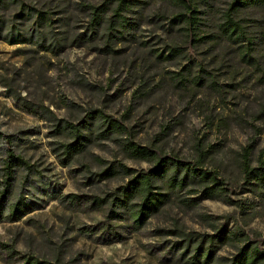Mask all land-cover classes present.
Segmentation results:
<instances>
[{
    "label": "rangeland",
    "instance_id": "1",
    "mask_svg": "<svg viewBox=\"0 0 264 264\" xmlns=\"http://www.w3.org/2000/svg\"><path fill=\"white\" fill-rule=\"evenodd\" d=\"M229 2H193L201 10L211 9L196 35L209 34L201 41L187 36L182 22L156 18L157 13L172 16L177 11L166 0L150 2L139 39L114 45L120 51L102 49L105 41L99 38L58 56L32 57L19 49L28 45L0 39V131L24 135L31 162L47 168L45 189L30 191L31 179L38 178L30 171L19 178L26 198L42 206L19 221H0V264H24L31 254L53 264H179L169 241L174 236L162 233L176 226L175 221L199 234L214 232L211 222H216L264 239V189L247 184L242 171L245 146L253 143V164L264 150V57L255 66L231 39L211 41ZM243 15L251 29L264 32V7H251ZM77 18L85 25L90 16L78 10ZM169 43L182 46V54L158 58V52H169ZM8 80L13 87L4 84ZM14 90L53 113L44 107L30 111L10 95ZM93 107L122 119L135 140L163 154L194 162L205 152L202 165L228 182L233 203L201 198L194 210L173 203L138 230L130 227V220L107 215L108 204L99 205L95 198L112 193L127 179L97 178L100 158L138 171L151 163L126 155L117 140L107 139L62 165L54 150L65 139L55 132L57 118L77 120ZM232 252L229 245L219 251Z\"/></svg>",
    "mask_w": 264,
    "mask_h": 264
},
{
    "label": "trees",
    "instance_id": "2",
    "mask_svg": "<svg viewBox=\"0 0 264 264\" xmlns=\"http://www.w3.org/2000/svg\"><path fill=\"white\" fill-rule=\"evenodd\" d=\"M151 1L104 0L94 4L89 0H0V39L11 44L28 45L19 49L32 57L37 54L43 56V53L58 56L69 47L93 44L99 38L105 41L102 49L120 51L122 48H115L114 45L139 39L138 31L149 15L146 10ZM166 1L172 3L177 11L172 16L157 13L156 18H170L173 24L182 22L180 27L194 41L209 36L196 35L200 27L207 23L205 19L211 13L210 8H197L193 3L195 0ZM251 7H264V0H230L217 21V32L210 34V37L212 42L231 39L238 43L247 62L258 66L264 57V32H261L260 27L251 29L246 24L243 13ZM78 10L90 16L85 25L77 18ZM140 41L148 42L146 39ZM168 51L167 54L158 52V58H176L183 52L182 46L173 43L168 44ZM207 77L214 80L210 74ZM183 78L181 76L180 80ZM194 79L199 78L196 76ZM4 84L13 87L9 80L4 81ZM10 95L30 111L38 112L39 107H44L53 113L42 102H35L18 90ZM55 132L65 136L54 147L64 166L74 162L92 144L107 139L117 140L126 155L151 163L148 169L138 171L124 162L100 158L101 168L95 172L97 178L102 180L118 175L127 179L112 193L97 196L94 202L99 205L108 204L107 215L130 220V227L134 229H141L173 203L182 209L194 210L200 205L201 198H220L231 203L234 201L228 192V182L217 170L202 165L205 152L194 162L176 155L163 154L151 145L135 140L131 129L122 119L100 107L85 110L77 120L58 117ZM26 139L19 133L0 131V153L3 152L0 156V221H19L42 206L40 202L26 198L25 187L19 180L24 171L37 175L36 179L41 184H37L35 178L31 179L30 184L34 187L29 188L31 192L39 190L40 186L44 188L47 182L43 172L46 166H35L30 156H27ZM252 150L253 143L244 148V181L254 189L263 190L264 150L259 153L257 164L252 163ZM71 196L75 197L76 194ZM211 223L215 229L212 233L199 234L195 230L186 229L178 221H175L176 226L162 232L168 231L166 235L174 236L169 241L179 264H264V239L254 238L245 230L230 231L225 224ZM226 245L232 246L234 252L219 253ZM24 264L53 263L31 254Z\"/></svg>",
    "mask_w": 264,
    "mask_h": 264
}]
</instances>
